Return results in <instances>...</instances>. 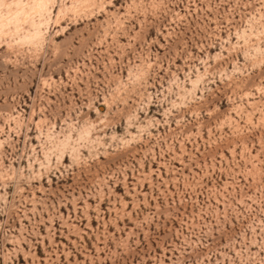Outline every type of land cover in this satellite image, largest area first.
<instances>
[{"label":"rangeland","instance_id":"obj_1","mask_svg":"<svg viewBox=\"0 0 264 264\" xmlns=\"http://www.w3.org/2000/svg\"><path fill=\"white\" fill-rule=\"evenodd\" d=\"M0 264H264V0H0Z\"/></svg>","mask_w":264,"mask_h":264}]
</instances>
